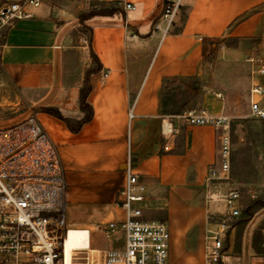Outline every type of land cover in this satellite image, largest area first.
I'll use <instances>...</instances> for the list:
<instances>
[{
    "label": "crops",
    "instance_id": "1",
    "mask_svg": "<svg viewBox=\"0 0 264 264\" xmlns=\"http://www.w3.org/2000/svg\"><path fill=\"white\" fill-rule=\"evenodd\" d=\"M122 1L131 2L135 10L123 9ZM162 6L163 0H40L28 6L30 17L0 31V97L17 98L18 90L33 108L64 173L63 222L68 228L88 230L92 249H123V233L109 230L107 223L123 215L117 201L130 153L132 168L145 180L151 197L145 216L167 224L169 264H185L186 249L194 253L200 245L201 264L206 225L219 221L211 219L196 226L191 185L184 186L187 201L179 222L175 207L162 205L160 200L166 199L165 185L177 180L192 183L195 169L203 178L207 168L217 166L222 129L163 116L162 86L181 78H195L199 83H175L174 87L180 84L181 89L194 93L196 85L203 86L214 74L209 73L210 62L204 59V39L218 37L221 42L211 49V63L239 62L246 69L249 86L257 82L264 87V74L251 73L248 61L250 56L264 55V0H182L167 31ZM90 9H111V13L94 14L82 24L78 15ZM90 68L87 102L92 115L72 131L41 108H55L75 125L84 115L79 92ZM224 95V89L203 88L200 109L224 113ZM131 107L133 116L129 118ZM162 129L167 132L163 134ZM209 183L204 209L206 214H216L226 207H210L207 201L221 200L228 191H219V180ZM246 223L238 249L236 225L229 223L224 264L235 252L241 253L235 264H264L255 257L264 254L258 255L252 248L253 233L260 230L264 250V227H253L247 233Z\"/></svg>",
    "mask_w": 264,
    "mask_h": 264
},
{
    "label": "built area",
    "instance_id": "2",
    "mask_svg": "<svg viewBox=\"0 0 264 264\" xmlns=\"http://www.w3.org/2000/svg\"><path fill=\"white\" fill-rule=\"evenodd\" d=\"M40 0H0V31L16 21L30 17L27 7ZM114 1V0H110ZM118 4V2H117ZM133 11L131 2H121ZM182 0H163L161 18L167 31L179 12ZM251 73L264 74V58L250 56ZM108 72L103 74L106 77ZM1 86V81H0ZM264 87L253 82L249 89V111L264 119L260 98ZM132 115V107L128 112ZM188 125H211L222 129L218 164L211 166L207 181L227 180L230 174L229 117L223 112L211 114L204 109L183 111L176 115ZM170 119L171 117H166ZM167 130L162 133L165 134ZM124 183L117 205L122 218L110 221L107 228L123 233L120 251L95 250L87 244L65 253V236L70 228L63 222L65 180L58 153L34 116L8 127H0V264H169L170 233L165 221L145 216L150 208V193L143 177L132 168L128 153ZM226 214H239V192L229 190L219 197ZM225 219L206 225L201 264H224L226 256Z\"/></svg>",
    "mask_w": 264,
    "mask_h": 264
},
{
    "label": "rangeland",
    "instance_id": "3",
    "mask_svg": "<svg viewBox=\"0 0 264 264\" xmlns=\"http://www.w3.org/2000/svg\"><path fill=\"white\" fill-rule=\"evenodd\" d=\"M82 29L87 34V29L85 27H82ZM208 51L209 48L206 47V54ZM213 59L214 56H211V58L208 57V62H210L208 66L209 73L213 72V76L212 74L208 76L202 82L203 86L196 85L194 97L191 99L188 105L189 109L187 110H200V97L203 88L213 91L219 90L220 88L226 91V95L222 99V104L224 113L229 117L230 176L228 180L219 181V183L215 184L222 187L219 190L221 193H226L231 189H236L239 192V210L241 211L249 201L254 199L264 200V119H256L250 115V86L247 80L246 69L239 62L231 64L221 62L214 66L211 63ZM185 82L199 83L195 78H181L177 81L174 79L170 80L168 86L174 87L175 83L183 84ZM179 85L177 84V86ZM15 92L16 96H18L17 98L13 96L12 98L0 97V127H8L24 120L28 116L34 115L33 108L30 107L29 102L25 99L22 92L18 90H15ZM262 102L264 103V97ZM165 128L168 129V125ZM208 170L209 168H207L206 175L202 178L198 176L199 170L195 169V176L192 183L185 180H177L176 182L165 185L164 191L166 199H162L160 202H162V205L169 203V205L175 207L178 222L183 220L181 218V216H184L182 215L184 210L183 204L187 201L183 195L185 185L193 186L194 201L192 208L195 210L194 216L197 227L204 226L205 222L211 219L217 221L225 219L227 223L236 221L237 218H228L227 214H224L226 208L216 214L205 213L206 189L207 185L210 184V181L206 180ZM207 204L210 207L215 206L218 208L225 206L222 200L209 199ZM253 227H264V207L259 208L249 219L245 226V232L248 233ZM200 249L198 251L195 250L194 253H189L186 249L184 254L188 261L185 264H198ZM240 254V252L233 253L226 260V263L235 264ZM252 256L254 255L252 254ZM255 257L264 260V255Z\"/></svg>",
    "mask_w": 264,
    "mask_h": 264
},
{
    "label": "trees",
    "instance_id": "4",
    "mask_svg": "<svg viewBox=\"0 0 264 264\" xmlns=\"http://www.w3.org/2000/svg\"><path fill=\"white\" fill-rule=\"evenodd\" d=\"M111 9H90L87 12H82L78 15V19L83 24V21L94 15V14H110ZM244 15H242L239 19H241ZM221 42V39L218 37H208L204 39V59L208 61V57L211 58L213 56L212 48L216 49ZM225 42V41H224ZM226 43H229L226 41ZM206 47L209 48L208 55L206 54ZM92 58L96 59L95 55L92 53ZM97 64H99L98 60L96 59ZM93 71V68H90L86 72V81L83 84V86L80 88L79 92V108L84 113L83 117L80 120H77L75 122V125L70 124V120L63 116L57 109L50 108V107H43L41 108V111L47 112L61 120H63L70 130L76 131L79 129L80 125L89 120L92 115V109L91 106L87 102V94L89 91V85H87L88 82V76L89 73ZM167 82V79L165 80ZM194 97V93L189 91L188 89H181L179 86L175 87H169L164 83L162 86L161 91V98H160V106H161V114L163 116L167 117H173L176 115L181 114L183 111L189 109L188 105L191 101V99ZM264 206V200L263 199H254L252 201H249L245 204V206L240 211L239 216H237L236 221L233 222L234 225H236L237 231H236V237H235V248L238 249L239 243H240V237L242 228L245 225V223L252 217V215L261 207ZM262 233L260 230H256L253 233L252 237V248L254 252L258 255H263L264 250L262 247Z\"/></svg>",
    "mask_w": 264,
    "mask_h": 264
},
{
    "label": "bare ground",
    "instance_id": "5",
    "mask_svg": "<svg viewBox=\"0 0 264 264\" xmlns=\"http://www.w3.org/2000/svg\"><path fill=\"white\" fill-rule=\"evenodd\" d=\"M87 232L82 229L70 228L65 236L64 246L66 255L73 248H84L87 244Z\"/></svg>",
    "mask_w": 264,
    "mask_h": 264
}]
</instances>
